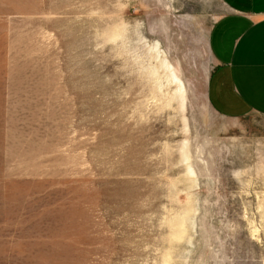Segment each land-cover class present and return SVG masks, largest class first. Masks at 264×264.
<instances>
[{
	"label": "rangeland",
	"instance_id": "obj_1",
	"mask_svg": "<svg viewBox=\"0 0 264 264\" xmlns=\"http://www.w3.org/2000/svg\"><path fill=\"white\" fill-rule=\"evenodd\" d=\"M224 10L0 0V264H264V115L206 94Z\"/></svg>",
	"mask_w": 264,
	"mask_h": 264
},
{
	"label": "crops",
	"instance_id": "obj_2",
	"mask_svg": "<svg viewBox=\"0 0 264 264\" xmlns=\"http://www.w3.org/2000/svg\"><path fill=\"white\" fill-rule=\"evenodd\" d=\"M212 24L206 94L226 118L264 115V0H222Z\"/></svg>",
	"mask_w": 264,
	"mask_h": 264
},
{
	"label": "bare ground",
	"instance_id": "obj_3",
	"mask_svg": "<svg viewBox=\"0 0 264 264\" xmlns=\"http://www.w3.org/2000/svg\"><path fill=\"white\" fill-rule=\"evenodd\" d=\"M181 219L179 218V220L177 219L178 220L177 222H173V223H175L174 224V227H175L174 237L175 238L176 237L180 238V237H182L183 234H185V231H184V228H183L184 227L183 225L185 224V222H183Z\"/></svg>",
	"mask_w": 264,
	"mask_h": 264
}]
</instances>
